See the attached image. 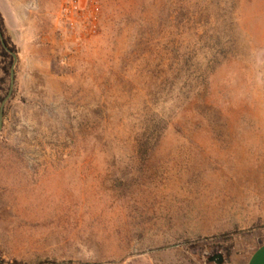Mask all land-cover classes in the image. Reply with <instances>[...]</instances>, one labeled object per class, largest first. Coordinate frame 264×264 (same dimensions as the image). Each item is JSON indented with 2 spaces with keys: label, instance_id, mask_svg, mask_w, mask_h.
<instances>
[{
  "label": "rangeland",
  "instance_id": "rangeland-1",
  "mask_svg": "<svg viewBox=\"0 0 264 264\" xmlns=\"http://www.w3.org/2000/svg\"><path fill=\"white\" fill-rule=\"evenodd\" d=\"M0 0V264H215L264 242V0Z\"/></svg>",
  "mask_w": 264,
  "mask_h": 264
},
{
  "label": "crops",
  "instance_id": "crops-1",
  "mask_svg": "<svg viewBox=\"0 0 264 264\" xmlns=\"http://www.w3.org/2000/svg\"><path fill=\"white\" fill-rule=\"evenodd\" d=\"M229 264H264V242L257 244L243 259L232 255Z\"/></svg>",
  "mask_w": 264,
  "mask_h": 264
},
{
  "label": "water",
  "instance_id": "water-1",
  "mask_svg": "<svg viewBox=\"0 0 264 264\" xmlns=\"http://www.w3.org/2000/svg\"><path fill=\"white\" fill-rule=\"evenodd\" d=\"M0 41H1L2 47L4 49L8 50V48H7V46H6L5 42H4V38H3V35H2L1 31H0ZM9 52L11 53V55L13 57V60L15 61L16 60V54L11 52V51H9ZM13 83H14V69H13V67H11V69H10V88H9V92L6 95V97L3 99L2 103L0 104V128L2 126V115H3L4 104H5L7 98L9 97V95L11 93ZM207 259H208L209 262H214L215 264H224V262H225L224 255L222 253H215V254L209 256Z\"/></svg>",
  "mask_w": 264,
  "mask_h": 264
},
{
  "label": "built area",
  "instance_id": "built-area-1",
  "mask_svg": "<svg viewBox=\"0 0 264 264\" xmlns=\"http://www.w3.org/2000/svg\"><path fill=\"white\" fill-rule=\"evenodd\" d=\"M89 1L94 2L96 0H64L61 8L62 16L71 18L79 15Z\"/></svg>",
  "mask_w": 264,
  "mask_h": 264
},
{
  "label": "trees",
  "instance_id": "trees-1",
  "mask_svg": "<svg viewBox=\"0 0 264 264\" xmlns=\"http://www.w3.org/2000/svg\"><path fill=\"white\" fill-rule=\"evenodd\" d=\"M0 31L2 32V35H3V21H2V17H1V15H0ZM3 38H4V42H5V44H6L7 48H8V50L16 54V47H15L14 45L10 44V42H9V40H8L7 38H5V37H3ZM0 47H1V54H2L3 56H5V57L9 58V59H10V60H9V63H12V59H13V57H12L11 53H10L8 50H6V49H4V48L2 47V45H1V41H0ZM10 69H11V68H10ZM9 72H10V71H9ZM2 101H3V100H2ZM9 264H20V263H18L17 261L14 260V261H12V262L9 263ZM224 264H229V262H224Z\"/></svg>",
  "mask_w": 264,
  "mask_h": 264
}]
</instances>
